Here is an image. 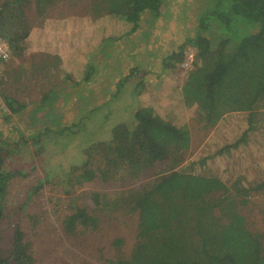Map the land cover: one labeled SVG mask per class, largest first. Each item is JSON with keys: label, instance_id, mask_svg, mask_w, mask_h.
I'll return each mask as SVG.
<instances>
[{"label": "trees", "instance_id": "1", "mask_svg": "<svg viewBox=\"0 0 264 264\" xmlns=\"http://www.w3.org/2000/svg\"><path fill=\"white\" fill-rule=\"evenodd\" d=\"M56 1L0 2V36L9 40L14 54L22 53L34 27L29 7L34 6L35 13L43 14L53 4L56 5ZM165 1L128 0L125 11L112 12H116L125 24L131 25L126 35H132L138 31L143 15L157 17L162 13ZM203 2L207 8L198 17L196 35L186 43L195 49L196 60L186 73L179 103L197 107L196 121L205 130L215 128L230 113L245 114L248 129L242 138L217 153V156H227L242 144H248L252 134L264 130V0ZM236 17H242L252 25L254 32L232 48L230 39L223 34L230 30V22ZM101 31L97 52L77 70L78 74L64 72L61 83H53L47 93L44 90L35 104L19 101L16 97L20 91L15 87L30 88L33 82L26 83L28 76L38 82L58 70L62 59L58 55L40 56V60L35 59L33 63L36 64H32L31 75H27L28 71L23 66L10 71L11 67L5 66L7 62L3 63L5 69L0 72V96L7 105L8 115L24 119V113L29 111V124L25 130H18L22 138L16 146L18 150L28 139L32 145H38L48 132H53L54 137L56 133L61 135L62 115L57 114L53 121H41V118H44L43 110L58 108L60 96L62 100H68L64 92L67 84L78 89L79 94L74 93L80 101L77 113L82 115L85 111L89 99L86 86L94 76L100 75L101 68L112 67L110 61L115 59L113 45L121 39L106 38ZM107 42H110V60L106 59L109 55L104 49ZM186 46L169 57L168 66L171 65L170 59L176 57L179 64L183 62ZM14 62L12 60L13 65ZM135 72L132 73L135 75ZM130 78L128 75L124 82ZM152 110H136L133 127L125 122L115 124L111 138L90 145L88 141L84 157L77 165L71 164L70 172L56 182L68 196L89 183L127 185V189L115 190L110 195L95 192L93 196L92 201L97 208L108 215L118 213L123 219L122 226L130 230L128 237L115 236L106 251H99V264H264V234L248 228L245 217L239 212L238 205L242 204L237 202L241 198L246 204L252 194H264V178L249 180L242 188L243 178L231 180L229 172L220 177L214 174L206 176L204 167L213 156L181 170L160 172L159 168L171 160L170 150L162 137H171L175 133L179 138L184 136L172 123L162 118L167 125L160 120L159 111ZM27 131H32L28 137L25 135ZM168 132L170 135H164ZM59 143L56 140V145ZM6 154L8 156L11 151ZM18 174L21 172L7 168L0 148V244L5 238L4 225L9 224L12 229L10 246L0 249V264H37L34 243L19 221H11L8 210L10 182ZM53 174L56 177L55 172L47 171L39 186L43 182L54 183ZM71 208L72 211L61 221L65 237L77 239L100 231L101 219L87 207Z\"/></svg>", "mask_w": 264, "mask_h": 264}, {"label": "rangeland", "instance_id": "2", "mask_svg": "<svg viewBox=\"0 0 264 264\" xmlns=\"http://www.w3.org/2000/svg\"><path fill=\"white\" fill-rule=\"evenodd\" d=\"M60 1L58 0L56 5L53 4L48 12L43 11V14L35 13L34 6L29 7V15L34 22L31 35L24 44L22 53H12L5 66L11 67L10 71L23 66L28 71L27 75H31L29 72L32 64H36L33 62L35 59L40 60V56L44 55L40 53V49L35 48L49 45L53 48L54 44H57L55 46L66 49L63 51L64 61L61 60L63 71L78 74L77 70L90 58L93 41L96 48L98 38L101 37L100 31L104 30L101 32L106 38H121L114 42L116 47H113L112 53L117 57L116 64L121 66L122 70L105 91L91 95H95L94 101L89 108L88 102L86 103L82 115L77 113L79 99L73 96L66 101L64 99L56 109L43 110L44 118H41V121H53L56 118L54 116L59 114L62 115L64 124L61 135L56 133L54 137L53 132H48L42 140L40 139L42 144H39L42 146L32 145L31 139H28V142L25 139L26 143L21 149L16 148L22 139L18 130H25L30 122L27 120L29 111L24 113V119L17 115H8L10 113L7 105L0 96V148L6 158L7 168L21 172L10 182L8 210L11 213V221H19L34 243L37 264H99V251H106L112 238L120 234L126 237L130 235V230L122 226L123 219L119 218L118 213H103L92 201L95 192L110 195L115 190L127 189V185L89 183L68 196L56 182L61 176L64 177L65 173L70 172L71 164L77 165L79 159L84 157L83 152L88 141L90 145L111 138V129L117 123L125 122L133 127V114L138 109L159 111V119L165 123L162 119L164 118L175 125L184 136L182 139L175 133L171 137H162L170 150L171 160L159 168L160 172L181 170L213 156L212 160H207L204 167L206 176L214 174L220 177L229 172L228 177L232 178L231 180L234 177L243 178L242 188H245L249 180L260 181L264 178V130L252 134L248 144H242L238 150L229 152V155L217 156L226 146L242 138L243 132L248 129L245 114L230 113L215 128L205 130L196 121L197 107H187L179 103L181 87L187 71L190 70L183 68L186 53L195 54V49L186 46V43L196 35L198 17L207 8L203 0H166L162 13L157 17L152 14L143 15L138 31L132 35H126L131 25L125 24L117 14L127 9L128 0H76L73 6L67 5L66 1ZM113 10H117V13H113ZM34 30L36 31L32 34ZM253 32L252 25L242 17H236L230 22V30L223 36L230 39V46L233 48ZM132 38L138 42L127 45ZM183 46H186L183 62L179 64L176 57L170 59L171 65L168 66L169 57L174 50L178 51ZM97 49H94V53ZM104 49L106 55H109L106 59L110 60V42L106 43ZM126 54L129 56L128 61L125 60ZM12 60L15 61L14 65ZM195 60L196 54L192 65ZM3 65L0 72L5 69ZM135 65L137 67H134ZM99 66L101 68V65L97 64V67ZM114 67L108 68L116 72ZM104 69L108 70L101 68L102 73ZM134 70L135 75L132 73ZM63 71L60 68L52 71L48 77L38 82L32 81L28 76L26 83L33 82L32 86L27 87L28 89L16 86L15 89L20 91L16 98L25 103H37L44 90L47 93L53 83H61L60 79L64 78ZM128 75L131 76L130 80L124 82ZM94 79L95 76L91 80ZM94 82H90L91 88L94 87ZM69 91L74 93L75 89L67 84L64 92L69 94ZM30 132L32 131L26 132V137ZM164 135H170V132ZM56 140L60 142L58 145ZM7 151H11L8 156ZM62 167L64 169H61ZM47 171L57 174L56 177L54 174L52 176L55 182H43L42 186H39ZM235 189L234 187L233 193ZM237 202L242 204L238 205L239 212L245 217L248 228L264 234V194H252L246 204L242 203L241 198L237 199ZM73 206L87 207L101 219L102 228L97 234L78 236L77 239L63 235L61 221L72 211ZM4 230L5 238L0 244V249L10 246L11 225H4Z\"/></svg>", "mask_w": 264, "mask_h": 264}, {"label": "crops", "instance_id": "3", "mask_svg": "<svg viewBox=\"0 0 264 264\" xmlns=\"http://www.w3.org/2000/svg\"><path fill=\"white\" fill-rule=\"evenodd\" d=\"M67 2V5L68 4H70V6H73L74 5V3H75V1L76 0H61L60 2ZM56 4H58V0L55 2ZM89 19V16H87L86 17V20H88ZM90 19H93V18H91L90 17ZM66 22V21H65ZM35 31L36 30H34L33 31V33L32 34H34L35 33ZM43 33H45V32H42V34ZM46 37V36H45ZM130 43H127V45H129V46H131L132 44H134V43H136V42H138V40H136V39H134V38H132L130 41H129ZM115 44V43H114ZM55 45H57V44H54V46H53V48H52V46L51 45H49V46H42L41 48L40 47H37V48H35V49H40V53H44V55H58L59 57H60V59H62L63 61H64V56H63V51H65L62 47H60V46H55ZM91 46H93V48H92V53H94V47H95V44H94V41H93V45H91ZM114 46V45H113ZM114 47H116V46H114ZM141 50H143V48L141 47L140 48ZM165 50H166V47L164 48ZM52 50V51H51ZM129 50H130V48H129ZM162 50V49H161ZM179 51V50H178ZM176 49L174 50V52L176 53V52H178ZM173 52V53H174ZM91 53V57L95 54H92ZM173 53H172V55H173ZM155 56H157V54L155 53ZM113 57L115 58L114 60H111L110 62H111V65H112V68L114 67V66H116V68L114 67V71H116V72H112L111 70H110V68H107L108 70H106V69H104V71H103V73H102V71L100 72V75L99 76H95V79L93 80V81H95L94 82V87L93 88H91V85H90V83L86 86V89H87V92H88V94H89V99H88V108L91 106V103L94 101V96L93 97H91V95H93L94 93L95 94H97L99 91H105L109 86H111L112 84H113V78L114 77H116V75H118L119 74V71L121 72V70H122V67L121 66H117V64H116V62H117V57L115 56V54H113ZM125 60L126 61H128V59H129V56L126 54L125 55ZM131 58V57H130ZM156 58V57H155ZM91 59V58H90ZM131 62H132V60H131ZM138 65V64H137ZM137 65H135L134 67H137ZM59 69V68H58ZM60 69H62V71H63V66H60ZM64 72V71H63ZM65 73H71L70 71H68V72H65ZM89 88V89H88ZM86 92V93H87ZM135 92V91H134ZM74 93H78L79 94V92H78V89H75V92ZM74 93H71L70 91H69V94H67L66 93V95L65 96H67L68 97V99H70V96H73V97H75V98H78V95H76V94H74ZM135 94H137V95H139L137 92H135ZM72 98V97H71ZM79 99V98H78ZM62 98H61V101H60V103L59 104H61L62 103ZM80 102V101H79Z\"/></svg>", "mask_w": 264, "mask_h": 264}, {"label": "built area", "instance_id": "4", "mask_svg": "<svg viewBox=\"0 0 264 264\" xmlns=\"http://www.w3.org/2000/svg\"><path fill=\"white\" fill-rule=\"evenodd\" d=\"M13 49L9 40L3 36H0V66L3 63L8 62L12 57ZM194 53H186V62L183 64V68L191 69L194 61Z\"/></svg>", "mask_w": 264, "mask_h": 264}]
</instances>
